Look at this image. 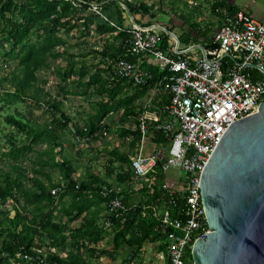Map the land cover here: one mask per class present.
Returning <instances> with one entry per match:
<instances>
[{
	"label": "trees",
	"instance_id": "trees-1",
	"mask_svg": "<svg viewBox=\"0 0 264 264\" xmlns=\"http://www.w3.org/2000/svg\"><path fill=\"white\" fill-rule=\"evenodd\" d=\"M82 1L90 3L93 0ZM95 2L101 4L102 14L114 24V27L98 17L82 16L86 5L79 11L63 0H0L1 41L9 47V52L5 53V56L18 58L22 71V78L12 84L14 91H6L4 98H0V102L6 101L7 104L13 101L25 102L26 94L32 91L37 82L36 74L49 67V59L61 57L59 48L63 50L68 42L64 38H68L79 27H83L90 34L92 31L90 29L93 27L98 36L108 35L111 38L106 39L100 53L102 60L99 65H102V68L99 66L96 74L90 77L85 85L96 87L97 94L104 96L106 100L98 104V112L85 128L75 127L73 131L78 137L92 139L109 131L103 124V120L111 112L124 110L125 120L136 113L135 102L147 96L163 74L156 63L149 65L143 63L141 68L150 73L151 79L144 86L135 87L130 82L115 77L112 64L120 59L136 61L135 58L126 54L130 35L124 29V14L127 12L133 18L137 15L146 16L149 8L144 3L137 5L127 0H96ZM219 8L236 13L226 0H216L213 12ZM210 33V30L198 32V38L193 37L192 34H183L179 40L182 45L188 46L198 44L199 38H202L205 39L204 42L211 45ZM224 59L226 61V58ZM77 65L78 63L73 62L64 73L61 70L58 71L63 82L72 76L79 82L85 79L86 67L84 65L77 67ZM103 73H106L105 77ZM128 88L133 93L121 98L122 93ZM168 102L169 97L164 95L156 106L162 108ZM47 106L54 111L51 122L52 131L48 135L43 130L35 131L22 119L13 115L6 118V124L26 132L27 139L30 140L28 146L10 151L9 155L15 161H18L21 154L32 152L33 146L42 144L44 140L52 139L55 143L57 140L55 133L64 131L70 125V118L60 111L59 104L47 103ZM57 114H60V118H56ZM137 124L138 119L136 126ZM124 134L133 136L135 145H139L141 135L136 128ZM160 141H163V138L157 135L155 142ZM52 149L50 148L51 152ZM44 155L48 153L45 152ZM114 155L119 162L127 165V170L117 176V182L114 185L123 189V203L128 209L123 218L115 219L108 215L116 231L113 239L115 250L128 248L132 252V257H137L144 245L150 243L156 245L159 255L166 258L167 235L171 229L163 231L159 222L152 217V208L160 199L163 204L161 206L168 207L171 217L175 218L183 204L180 197H169L159 190L158 185L162 176L159 172L160 167H157L156 184L153 186L143 184L140 189L142 198L134 204L130 201L132 191L129 184H133L130 160L127 156H119L116 153ZM46 165L49 164L41 161L42 168ZM55 167L61 172L63 185L45 183L38 178L44 175L40 170H33L35 177L28 179L26 172L16 167H14L15 177L6 176L2 180L3 184H0V264H90L85 260V253L87 252L90 256L95 254L93 247L102 242L106 234L103 223L99 221L102 219L99 217L101 210L107 212L106 199L101 195V188L111 184L95 176H90L88 182L78 183L72 178L76 169L67 160L55 164ZM27 182H30V185H26ZM55 189L59 190L56 197L51 194V191ZM88 193L93 195V200L88 199L86 195ZM65 198H68L71 203L63 207L60 216H54L55 203L60 204ZM10 213H13V216ZM64 218L67 219L66 222H63ZM79 219H82L80 227L71 229L70 224ZM53 249L67 252V256L62 257L52 252ZM104 255L110 256L109 253L99 252L96 255L97 260ZM24 256H28L31 260H25ZM189 257L191 258L190 254ZM41 261L43 263H40ZM165 264H169L167 259Z\"/></svg>",
	"mask_w": 264,
	"mask_h": 264
},
{
	"label": "built area",
	"instance_id": "built-area-1",
	"mask_svg": "<svg viewBox=\"0 0 264 264\" xmlns=\"http://www.w3.org/2000/svg\"><path fill=\"white\" fill-rule=\"evenodd\" d=\"M63 1L79 11L86 5L84 14L114 27L102 14L101 4ZM216 14L220 27L210 38L211 45L205 42L184 46L164 26L132 22L124 27L130 35L126 54L136 61L120 59L112 64L114 76L135 87L144 86L151 79L150 73L141 68L143 63H156L163 74L144 106V113L149 115L138 120L136 130L141 141L136 155L130 159V167L132 182L141 187L156 184V168L160 167L159 190L169 197L179 196L183 203L175 218L168 207L161 206L160 199L152 208V217L163 231L171 229L166 258L160 256V260L165 263L167 259L169 264H193L194 243L210 235L201 201L202 174L232 123L255 115L264 101V74L260 68L246 66L259 63L264 70V22L221 8L216 9ZM164 95L169 97L168 104L152 109L151 105L160 102ZM157 135L163 141L155 142ZM147 140L150 151L145 154ZM170 168L185 173L186 179L166 183L165 173ZM58 192L55 189L51 194L56 197ZM101 195L106 199L110 217H125L128 209L121 187L103 186ZM24 259L31 260L28 256Z\"/></svg>",
	"mask_w": 264,
	"mask_h": 264
},
{
	"label": "rangeland",
	"instance_id": "rangeland-1",
	"mask_svg": "<svg viewBox=\"0 0 264 264\" xmlns=\"http://www.w3.org/2000/svg\"><path fill=\"white\" fill-rule=\"evenodd\" d=\"M94 2L96 0H93ZM92 1V2H93ZM134 4L144 3L149 8L146 16H141L139 23H156L173 31L178 37L183 34H192L198 38V32L210 30L213 35L218 27L216 11L213 12V6L216 0H127ZM87 15V14H86ZM87 17V16H85ZM2 23L0 21V30ZM91 28L92 34H88L83 27L75 31L73 39H66L65 48H59L61 57L49 59V67L40 70L37 75V82L30 93L26 94L25 102L13 101L12 103L0 102V184L2 180L9 176H16L14 167L21 168L26 172V178L35 177L33 170H40L44 175L45 183H60L63 185L61 172L55 164H60L64 160L69 161L70 165L76 169L73 177L78 183L88 182L90 176L105 180L108 184L114 185L117 182V176L122 171L127 170V165L118 161L114 153L119 156H127L129 160L136 155L137 146L134 137L125 135L124 132L136 128V120L140 117L148 116L144 113V106L150 101L151 91L147 96L135 102L136 113L124 119V110L111 112L104 118L103 124L109 131L99 134L92 139L81 138L73 131L75 127L85 128L98 112V104L105 102L104 96H99L96 87L86 86L89 78L94 76L101 62V51L106 39L111 38L108 35L98 36ZM0 34V98H4L5 92H13V82L22 78V71L19 66V59L5 56L9 52V47L1 41ZM109 40V39H108ZM202 38H199V41ZM84 56V57H81ZM78 63L77 67L84 65L87 70V76L81 82L76 77H70L65 82L58 75L62 73L71 63ZM104 70V69H103ZM105 77L106 73L102 74ZM124 92V91H123ZM126 92V93H125ZM120 96L126 97L133 93L131 89L125 90ZM47 103H57L60 105V111L70 118V125L62 132H57L56 141L52 139L44 140L42 144L34 145L32 152L23 153L15 161L9 154L10 151L22 149L28 146L30 140L27 139V133L21 132L11 125L6 124V118L10 115L22 119L35 131H45L48 135L51 130V122L54 118V111L48 109ZM152 109L156 107L153 103ZM60 118V114L56 115ZM150 142L146 141L147 148L144 153L150 151ZM50 148H53L52 152ZM45 152L48 155H44ZM53 159V160H52ZM41 161L47 162L42 168ZM166 183L172 184L186 179V174L182 171L170 168L165 173ZM27 182L26 185H30ZM130 188H138L136 182L129 184ZM137 204L141 191L137 193ZM133 199V197L131 198ZM8 205V204H7ZM10 210V207L7 206ZM13 216V213H10ZM104 217L101 223H104L106 234L102 242L93 247L95 254L92 256L85 253V260L90 264H158L159 252L154 244L146 243L142 252L137 257H132V252L128 248L115 250L113 239L115 228L108 219V213L103 210ZM55 216V215H54ZM107 216V217H106ZM71 226H75L72 224ZM95 248V249H94ZM55 253L59 251L54 250ZM110 254L104 255L97 260V253ZM104 263H101V262Z\"/></svg>",
	"mask_w": 264,
	"mask_h": 264
},
{
	"label": "water",
	"instance_id": "water-1",
	"mask_svg": "<svg viewBox=\"0 0 264 264\" xmlns=\"http://www.w3.org/2000/svg\"><path fill=\"white\" fill-rule=\"evenodd\" d=\"M246 66L260 68L259 63ZM210 235L198 239L193 264H264V101L232 123L201 178Z\"/></svg>",
	"mask_w": 264,
	"mask_h": 264
},
{
	"label": "crops",
	"instance_id": "crops-1",
	"mask_svg": "<svg viewBox=\"0 0 264 264\" xmlns=\"http://www.w3.org/2000/svg\"><path fill=\"white\" fill-rule=\"evenodd\" d=\"M226 1L228 2V4H230L236 10V12H242V13L248 14L249 16H251L257 22H264V0H226ZM82 16H89V15L88 14L87 15L86 14H82ZM140 19H141L140 15H137V16H135L133 18V17H130L128 15V13L126 12L124 14V27H129L132 22H134L135 24H139V25H144V24L147 25V24H149V23H142V22L139 23ZM219 27H220V20H218V27L215 29L213 35L215 34V32L218 30ZM75 31H78V29H76ZM75 31L72 32L69 35L70 41L74 38L73 35H75ZM92 33L93 32H91V34ZM213 35L209 36V39ZM204 41H205V39H202V40L199 41V43L205 44ZM72 178H73V180H76V178H74L73 176H72ZM39 179H41L42 181L44 180L41 177ZM140 189H141V185H139L138 188L131 189L132 192L130 194V198L133 197V199L130 200L131 202L135 203V201H136L135 197H137L136 193L138 191H140ZM86 195L88 196V199L93 200V195L91 193H88ZM141 198H142V196L139 195L137 203L140 201ZM69 203H71V202L69 201L68 198H65L60 204L55 203V206H54L55 209H56V211L54 213L55 216L56 215L60 216L63 207H66L67 205L69 206ZM99 217L100 218L104 217L103 210H101V213H100ZM66 221H67V219L64 218L63 222H66ZM99 221L101 222V219ZM72 224H74L75 226H71ZM81 224H82V219H79V220L71 223L70 224V228L71 229H77V228L80 227ZM103 225H104V223H103ZM104 230H106V229L104 228ZM54 250L55 249H53L52 252H54ZM57 251H59L58 255H60L62 257H66L67 256V252H62L59 249ZM160 256H162V255H160ZM160 256H159V261H161V262H159L158 264H165L162 260H160ZM101 263H104V262L102 261Z\"/></svg>",
	"mask_w": 264,
	"mask_h": 264
}]
</instances>
